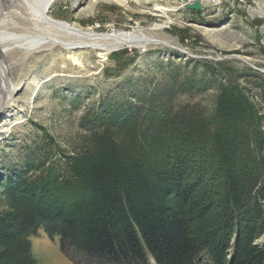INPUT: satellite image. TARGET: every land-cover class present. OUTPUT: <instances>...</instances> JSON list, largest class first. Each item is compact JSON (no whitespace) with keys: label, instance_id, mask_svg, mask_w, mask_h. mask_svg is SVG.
<instances>
[{"label":"trees","instance_id":"trees-1","mask_svg":"<svg viewBox=\"0 0 264 264\" xmlns=\"http://www.w3.org/2000/svg\"><path fill=\"white\" fill-rule=\"evenodd\" d=\"M211 64L196 80L172 73L169 84V98L213 86L209 112L156 109L163 86L97 118L84 150L59 149L56 165L41 156L5 175L0 264H36L30 237L39 229L63 253L107 264H264V108L238 74Z\"/></svg>","mask_w":264,"mask_h":264},{"label":"rangeland","instance_id":"rangeland-1","mask_svg":"<svg viewBox=\"0 0 264 264\" xmlns=\"http://www.w3.org/2000/svg\"><path fill=\"white\" fill-rule=\"evenodd\" d=\"M82 1L59 0L50 14L97 32L139 26L170 45L87 52L82 54L84 69L61 63L59 50L44 48L14 65V80L20 83L17 101L9 107L11 129L0 133V180L27 170L41 156L48 158L45 166L56 165L59 149L68 154L84 150L92 131H100L97 118L138 106L163 86L156 109L188 105L209 112L217 94L213 86L174 91L169 98V84L172 73L177 83L183 77L196 80L215 61L223 62L222 74H238L247 94L264 108V79L246 75L251 67L239 59L264 69V0H205L199 11L185 8L188 0L99 1L92 15L76 18ZM30 241L36 264H107L63 253L58 238L50 239L43 229Z\"/></svg>","mask_w":264,"mask_h":264},{"label":"bare ground","instance_id":"bare-ground-1","mask_svg":"<svg viewBox=\"0 0 264 264\" xmlns=\"http://www.w3.org/2000/svg\"><path fill=\"white\" fill-rule=\"evenodd\" d=\"M58 1L0 0V110L4 116L0 133L11 129L9 107L18 98L16 86L20 82L16 83L14 80L13 67L23 62L29 55L44 48L49 51L57 49L62 55L61 63L66 65L70 62V65L84 69L86 65L82 61V54L87 52L106 53L124 47L142 50L149 45H170L168 41L155 37L152 30L139 26L131 30L113 27L108 31L97 32L93 26L83 27L75 21L54 18L50 11ZM99 1H113L119 4L126 2V0H83L78 13L75 14L76 18L81 15L85 17L92 15L94 3Z\"/></svg>","mask_w":264,"mask_h":264},{"label":"water","instance_id":"water-1","mask_svg":"<svg viewBox=\"0 0 264 264\" xmlns=\"http://www.w3.org/2000/svg\"><path fill=\"white\" fill-rule=\"evenodd\" d=\"M184 6H185L186 9L195 10V11H199V10H201L203 8V5H202L200 0H193L192 2H187L186 1ZM239 59L242 60L243 62L247 63L248 65H250V67L253 68L254 70L264 74V69L253 66L251 63L247 62L243 58H239ZM1 113L2 112L0 110V120H1Z\"/></svg>","mask_w":264,"mask_h":264},{"label":"built area","instance_id":"built-area-1","mask_svg":"<svg viewBox=\"0 0 264 264\" xmlns=\"http://www.w3.org/2000/svg\"><path fill=\"white\" fill-rule=\"evenodd\" d=\"M193 0H188L187 2H192ZM201 3H202V1H201Z\"/></svg>","mask_w":264,"mask_h":264}]
</instances>
